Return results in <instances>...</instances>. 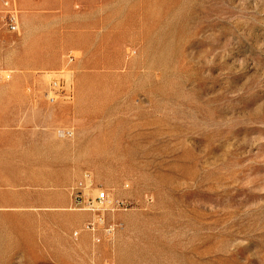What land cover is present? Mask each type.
I'll list each match as a JSON object with an SVG mask.
<instances>
[{
  "label": "rangeland",
  "instance_id": "rangeland-1",
  "mask_svg": "<svg viewBox=\"0 0 264 264\" xmlns=\"http://www.w3.org/2000/svg\"><path fill=\"white\" fill-rule=\"evenodd\" d=\"M0 72V264H264V0H0Z\"/></svg>",
  "mask_w": 264,
  "mask_h": 264
},
{
  "label": "built area",
  "instance_id": "built-area-1",
  "mask_svg": "<svg viewBox=\"0 0 264 264\" xmlns=\"http://www.w3.org/2000/svg\"><path fill=\"white\" fill-rule=\"evenodd\" d=\"M6 7L10 6V2H6ZM9 23L8 26L12 31H18L19 23H18V17L16 14V10H13L9 12ZM11 79V75L8 72H0V81L8 82ZM53 101V100H52ZM70 136L73 134L70 133ZM80 189L87 190L86 186L81 185ZM72 196L74 198L73 205L75 207V210L83 211L90 213L94 216H98L100 218V221H98L97 224L104 223L103 217L106 213H116L121 211L128 210V204L124 203L121 200H118L112 196H110L107 192L104 190H97L95 192V195L88 196L86 193H78L75 195V190L72 192ZM96 223L89 224L86 229L91 232H96ZM114 228L109 227L107 229V233L109 235L113 234Z\"/></svg>",
  "mask_w": 264,
  "mask_h": 264
},
{
  "label": "crops",
  "instance_id": "crops-1",
  "mask_svg": "<svg viewBox=\"0 0 264 264\" xmlns=\"http://www.w3.org/2000/svg\"><path fill=\"white\" fill-rule=\"evenodd\" d=\"M2 135H9V134H2ZM6 137V136H5Z\"/></svg>",
  "mask_w": 264,
  "mask_h": 264
}]
</instances>
